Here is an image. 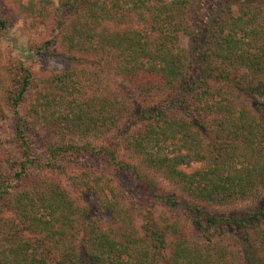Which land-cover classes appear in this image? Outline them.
<instances>
[{
	"label": "trees",
	"instance_id": "16d2710c",
	"mask_svg": "<svg viewBox=\"0 0 264 264\" xmlns=\"http://www.w3.org/2000/svg\"><path fill=\"white\" fill-rule=\"evenodd\" d=\"M204 1L209 4L43 0L39 5L47 6L39 10L36 2L25 6L39 14H51L49 6L56 16L66 11L70 50L95 60L75 59L84 65L81 78L72 65L42 75L21 66L0 104V116L11 114L15 143L7 148L0 135V264H264V202L239 214L190 205L192 225L205 235L198 240L174 217H155L106 171L76 174L78 194L54 174L36 173L42 162L34 126L64 90L71 98L61 119L72 139L46 147L51 169L63 173L60 156L74 149L136 172L117 158L114 136L125 131L143 163L193 198L230 205L264 193V0H226L212 10ZM188 17L195 23V60L180 44L181 34L191 33ZM6 22L0 9V28ZM114 74L134 82L137 99L129 88L124 95L111 88ZM88 134L101 136L99 148L85 142ZM139 215L146 222L138 227ZM227 233L237 235L236 247L220 242Z\"/></svg>",
	"mask_w": 264,
	"mask_h": 264
},
{
	"label": "rangeland",
	"instance_id": "374dc122",
	"mask_svg": "<svg viewBox=\"0 0 264 264\" xmlns=\"http://www.w3.org/2000/svg\"><path fill=\"white\" fill-rule=\"evenodd\" d=\"M30 1L33 3L36 2L35 8L38 10L41 6H47L44 2L42 5H39L43 0H0L2 16L7 21L6 28H0L1 105L5 103L9 94V89L13 86V81H17L18 71L21 66L30 69L37 75H42L48 72L54 73L62 71L69 65H72L77 68V74L80 73L78 78H81V73L85 75L82 71L84 65L78 64V62L75 63V59L78 58L87 61L94 59L91 55L86 56L85 54L70 50L66 35L70 33L71 27L69 26L70 24L66 22L67 17H63L64 14L67 13L66 11H62L56 16L53 7L49 6V10L52 9L53 11L51 14H39L36 9L35 12L32 13L25 8ZM52 1L56 6H60L61 0ZM225 1L226 0H209V4H206L204 1L205 4H202V7H206L208 10L211 8L212 10L218 8L220 4ZM199 7L200 5L197 4L196 8L198 9ZM233 13L235 15L239 14V5L237 2L233 4ZM194 14L195 12H192L191 16ZM74 16H77V13ZM187 23L191 33H182L180 44L187 50L189 56L194 58L196 52L192 30L194 31L195 29V23L191 17H188ZM88 67L95 68L94 65ZM198 74L199 69L196 68L194 75L197 76ZM110 76L114 77L116 80L114 84H111L112 89L115 88L120 94L124 95L126 93L124 90L129 88L130 92L135 94L134 97L136 99L138 98L134 82L126 80L124 76L122 77L115 74L114 76ZM40 83L41 82L38 84ZM119 85H122L123 88L119 87ZM42 90L41 92L43 93L41 94L43 95L45 89ZM56 92L60 93L56 95L55 98L62 97V100L57 99L53 102L50 107L51 112L52 110L53 112L47 114L46 118H38V124L34 126L36 134H34L32 138L36 145L35 150L37 151V158H40L42 162V166L36 170V173L43 176V178H50L51 175L54 174L57 178L56 183L58 182L60 186L78 194L77 191L80 190H74V182L76 184L77 180L76 174H80L79 172L87 169L102 172L106 171L112 175L114 180H116L122 188L131 193L142 206L144 205L151 208L150 212L155 217H174L182 223L183 227L186 226L188 230L190 229L191 235L198 240H204L205 235L202 232L195 231L192 225L194 213L190 211V205H205L208 210L218 213L231 212L239 214L246 208L256 207L258 204L264 202V193L248 200H239L230 205L205 203L189 196L176 184L166 179L161 171L143 163L142 158L128 148V140L126 139L128 133L126 134L125 131L119 136H114V139H116L115 141L118 143V145H116L117 158L120 161H125L135 166L137 169L136 172L126 169H115L101 155L93 154V152L89 150L87 151L88 153H81L85 151H76L74 149L60 156V158L62 157L63 163L66 165L63 173L51 169L46 164L49 161L48 158L50 155L46 147L51 146V144L55 145L56 143L67 142V140L72 139L71 133L67 134L68 131L64 130L66 123L61 119V114L67 109L68 100L66 98H71V92H65L64 90H58ZM56 101L62 102L55 103ZM41 102H44L43 98H41L38 103ZM23 105L26 106L27 104L23 102L22 106ZM8 116L11 118V114ZM9 118L0 116V135L8 140V144L6 145L7 148H10V144L11 146H15L12 133L13 123ZM132 134L133 131L129 132V137H131ZM100 137V135L97 137L93 134H88L85 137L86 141L80 137H73V139L80 143L84 141L88 142L96 149L99 148L103 142V139ZM11 150L13 151V157L10 158H14L15 161V158L19 157L15 154L17 152L14 148H11ZM198 165L199 164L196 162L193 163V166ZM13 168H17V165ZM138 174L141 178H139ZM168 198H172L171 201ZM95 207L99 209L98 206ZM102 213L105 214L106 212ZM140 216L141 215L136 218V225L138 227L146 222V219H142ZM101 218L103 220H108L106 215H102ZM259 231L260 229L258 227L253 228L251 230V236L254 239L257 238ZM216 236L214 237L215 240H217ZM215 240L214 244H218ZM220 242L228 245L230 248H234L238 244L237 235L230 233L222 234Z\"/></svg>",
	"mask_w": 264,
	"mask_h": 264
}]
</instances>
